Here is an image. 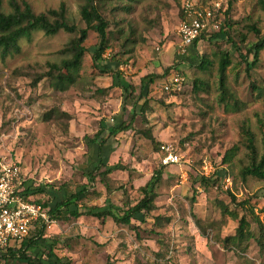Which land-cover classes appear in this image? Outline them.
Instances as JSON below:
<instances>
[{
    "label": "rangeland",
    "instance_id": "rangeland-1",
    "mask_svg": "<svg viewBox=\"0 0 264 264\" xmlns=\"http://www.w3.org/2000/svg\"><path fill=\"white\" fill-rule=\"evenodd\" d=\"M8 1L1 0L4 12L10 11ZM27 1L35 13L57 9L63 3L67 20L77 28L85 27L79 14L80 0ZM199 1L204 5L217 1L224 9L229 2ZM104 2L103 10L110 21L109 47L102 55L101 64L118 70L116 77L99 73L94 67L92 52L98 36L91 30L83 43L86 52L79 68L80 77L66 91L53 89L46 77L35 86L32 80L44 75L49 64L69 57L60 50L74 37L73 33L60 30L46 35L35 31L29 38L19 40V53L0 59V153L12 156L20 164L25 186L43 189L41 193H33V198L49 206L66 193L90 185L93 193L82 203L101 209L109 204L123 208L124 197L137 201L140 187L160 167L163 168L161 180L156 187L155 208L144 221L141 214L131 219L130 226L118 224L110 217L102 220L89 215L51 221L45 236L58 238L51 260H70L72 264H264V249L254 239L244 249L224 246L222 238L234 234L238 222L223 214L219 206L221 202L239 216L246 215L258 233L252 216L236 202L248 199L257 209L264 206V180L238 177V171L247 163L246 150L239 143L242 122L254 133L261 152L258 119L264 114V49L249 73L242 56L252 60L245 46L256 37L252 32L246 33L245 26L253 23L263 33L264 11L256 0L232 1L229 15L233 27L229 34L237 40L240 51L231 48L224 33L214 35L210 42L202 38L195 46L189 45L181 51L176 25L183 0ZM121 6H130V11ZM224 16L221 12V25ZM237 32L246 34L245 42L238 41ZM127 36L134 42H125ZM215 41L219 44L214 45ZM218 46L230 51L227 85L238 100V109L217 102V60L212 52ZM201 55L215 60L210 72L196 69ZM175 69L185 74L186 82L183 84V79L176 89L179 92L171 93L173 90L165 91L162 87L165 74L170 75ZM149 73L158 77L145 86L146 111L136 116L128 130L112 136L101 149L99 157L105 166H120L109 174L112 191L108 192L102 182L89 179V173L98 164V146L92 141L93 135L101 124H118L127 118L123 109L124 88L132 84V94L136 96L140 78ZM195 77L208 83L207 91L197 94L191 91ZM256 86L262 88L261 94ZM52 108L67 115L46 120L43 115ZM147 129L156 144L143 136L142 131ZM233 144L239 147L236 156L229 165H221L223 153ZM168 146L179 161L162 166L161 156L167 154ZM212 172L217 177L215 184L194 187L195 176H210ZM224 174L231 180L227 188L222 181ZM231 195L235 200H231ZM155 216L162 218L159 226L153 223ZM46 246L42 243L29 253L45 256Z\"/></svg>",
    "mask_w": 264,
    "mask_h": 264
},
{
    "label": "trees",
    "instance_id": "trees-1",
    "mask_svg": "<svg viewBox=\"0 0 264 264\" xmlns=\"http://www.w3.org/2000/svg\"><path fill=\"white\" fill-rule=\"evenodd\" d=\"M82 3L79 7V14L82 21L85 23L84 28H77L75 24L70 23L66 17V8L63 3L59 5L57 9H49L44 13H35L27 0H9L8 5L10 7L9 12H4L2 9V2L0 0V59H4L7 56H12L20 52L19 40L21 38H29L35 31H42L46 35H53L60 30H64L69 33L75 34L67 44L60 50L61 53L69 55L68 58H64L60 63L49 64L48 71L44 75H37L32 80V85H36L43 77H46L49 81V85L56 91H66L69 87L76 83L79 76V68L81 61L86 52V48L83 45L87 39L88 31H94L98 36V43L95 50L92 52V63L99 73H107L112 77H116L118 70L104 68L101 64L102 55L109 47V26L110 21L104 13L105 2L104 0H80ZM199 6H207L210 3L204 5L199 0H194ZM232 1L229 0L228 7L223 8L220 3V12H224L223 25L220 24L216 32L203 31L194 40L191 45H196L200 39L206 38L210 42L211 37L220 33L226 34V39L231 43L232 49L239 50L237 40H234L229 34V29L233 27V22L230 18V7ZM256 4L264 11V0H256ZM122 9L130 11V6H121ZM117 9V8H113ZM182 17V11L180 7V18ZM235 23V22H234ZM246 33H254L256 37L247 48V53L252 54V60L248 61L245 56L243 60L246 63L245 70L247 73L258 63L260 52L264 49V32L262 33L255 24L249 23ZM120 32V31H119ZM236 37L238 41L245 42L246 34L237 32ZM134 42L130 36H127L125 42ZM214 45H218L217 41L213 42ZM212 55L216 57V75H217V102L223 104L225 107H232L238 109V100L230 92L227 85V73L226 69L231 64L230 51L228 49L217 48L212 52ZM214 59L209 58L206 55H201L198 63L195 64L196 69L199 72H210L214 63ZM179 72L186 82V76L184 73ZM117 73V74H116ZM169 73V72H168ZM165 74L164 83L169 79L170 75ZM169 75V76H168ZM158 75L149 73L142 76L139 80V93L133 96V85L130 84L124 88L125 101L123 109L127 111V118L120 120L118 124L103 123L93 135L92 141L98 146V164L93 168V171L89 173V179L91 182L99 180L104 184L108 192L112 191L109 174L116 168L120 167L118 164L114 166H105L100 159L99 155L101 149L108 143V140L112 136H116L120 132L128 130L134 122L138 114H143L148 107L147 90L145 86L154 82ZM114 84H112L113 86ZM106 89V88H105ZM163 89V87H162ZM180 90V89H179ZM179 90H173L171 93H177ZM208 90V83L200 78L195 77L192 81L191 91L195 94ZM258 94H261L262 88L256 86ZM104 91V89L102 90ZM127 105H130V110H127ZM139 106V111H136V107ZM67 115L61 110H55L52 108L43 117L51 119L53 117L60 118ZM259 128L261 131V152L259 151L254 133L250 130L249 126L242 122L239 125L240 140L245 150L247 163L241 167L238 171V177L241 180H245L246 177H254L259 180H264V114L262 118L258 119ZM144 137L149 139L153 144L156 141L149 129L142 131ZM239 150L238 144H233L230 148L226 149L223 153L220 164L223 166L229 165ZM166 155L163 153L161 159ZM162 166H165L161 164ZM104 168V169H102ZM162 167L154 171L151 178L140 187L141 196L137 201H131L128 197H124V207H118L112 204L106 206V208H100L96 205H87L81 202L89 194L93 193L90 190V185H84L80 190L76 192H68L58 200L53 206H49L47 203H41L33 198V193H41L43 189L38 187L31 189L26 187L25 193L28 196L29 201L41 204L45 208L46 213L49 216L47 223H37L35 233L32 236H28L21 241L12 242L4 247H0V264H72L70 260L56 259L51 260V257L55 256L53 248L55 247L58 238H47L45 236L47 226L51 221L55 220H68L70 218H78L82 215L94 216L96 218L104 220L106 217H110L114 222L130 226L131 219L135 218L136 214L142 215V221L145 217L155 208V199L157 197L156 187L161 180ZM212 175V177H211ZM210 176L198 175L194 177V187L215 184L217 177L215 172ZM214 176V177H213ZM90 182V184H91ZM94 184H92L93 186ZM123 188V187H122ZM126 190H124L125 192ZM195 191V189H194ZM231 200H235L231 195ZM236 205L248 212L253 221L256 223V232L251 227L250 220L246 215H241L236 211L228 209V206L219 202V206L223 214H227L236 219L238 224L235 228V232L232 235L222 238V243L227 247H236L238 249H244L247 247L248 241L254 239L260 246V249H264V206L257 209L254 204H250L248 199H244L236 202ZM73 206V207H71ZM257 209V210H256ZM257 211V212H256ZM263 215L260 217V215ZM153 223L155 225L162 224V218L160 216L153 217ZM42 243L47 245L42 254H30V250L39 248ZM44 247V246H43Z\"/></svg>",
    "mask_w": 264,
    "mask_h": 264
},
{
    "label": "built area",
    "instance_id": "built-area-1",
    "mask_svg": "<svg viewBox=\"0 0 264 264\" xmlns=\"http://www.w3.org/2000/svg\"><path fill=\"white\" fill-rule=\"evenodd\" d=\"M181 11L182 17L176 25L178 48L181 51H185L201 32L219 27L221 12L220 3L217 1L207 6H199L194 0H183ZM182 81L183 77L174 72L164 83L163 89L176 90ZM165 149L167 154L162 158V164H176L179 161L178 155L173 153L169 146ZM203 163L206 171L205 159ZM24 181L20 164L12 156L0 153V247L28 237L30 230L36 225L35 222L40 224L49 221L45 208L29 201ZM222 181L225 188L231 184L227 174H224Z\"/></svg>",
    "mask_w": 264,
    "mask_h": 264
}]
</instances>
